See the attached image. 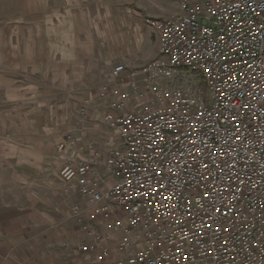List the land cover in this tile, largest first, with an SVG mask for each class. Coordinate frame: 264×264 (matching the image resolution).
<instances>
[{"label":"built area","instance_id":"2783aa9c","mask_svg":"<svg viewBox=\"0 0 264 264\" xmlns=\"http://www.w3.org/2000/svg\"><path fill=\"white\" fill-rule=\"evenodd\" d=\"M172 1L176 17L146 21L162 59L127 80L118 64L99 89L110 140L55 145L77 250L85 264H264V0Z\"/></svg>","mask_w":264,"mask_h":264},{"label":"crops","instance_id":"0c3cea01","mask_svg":"<svg viewBox=\"0 0 264 264\" xmlns=\"http://www.w3.org/2000/svg\"><path fill=\"white\" fill-rule=\"evenodd\" d=\"M12 10L0 9V264H85L55 145L110 140L98 92L114 66L127 80L147 65L132 48L143 23L117 25L109 8Z\"/></svg>","mask_w":264,"mask_h":264},{"label":"rangeland","instance_id":"374dc122","mask_svg":"<svg viewBox=\"0 0 264 264\" xmlns=\"http://www.w3.org/2000/svg\"><path fill=\"white\" fill-rule=\"evenodd\" d=\"M113 9L117 18V25L123 22L127 16H132L133 23H142V38L139 43L132 39V48L140 56L141 60L148 61L147 65L155 60L162 59L158 53L156 34L146 25L147 20H163L176 17L178 11L172 0H0V9H4V15H12V9ZM7 17L4 16V19ZM120 19V20H118ZM116 33H120L116 26ZM129 29L125 30L128 37ZM133 37V36H132ZM145 67V66H144ZM177 76L180 72H175ZM194 79L200 77V73H188ZM198 86L200 82H198ZM203 95L206 97V89L203 86Z\"/></svg>","mask_w":264,"mask_h":264}]
</instances>
